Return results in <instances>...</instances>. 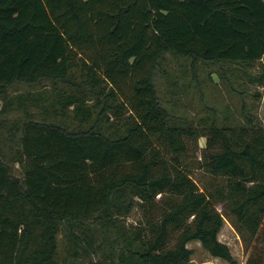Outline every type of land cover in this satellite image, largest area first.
Here are the masks:
<instances>
[{
	"label": "trees",
	"instance_id": "trees-1",
	"mask_svg": "<svg viewBox=\"0 0 264 264\" xmlns=\"http://www.w3.org/2000/svg\"><path fill=\"white\" fill-rule=\"evenodd\" d=\"M168 53L237 64L264 85V0H0V96L53 85L0 102L25 115L9 127L22 177L0 152V264H58L61 231L77 254L108 234L110 264H191L193 240L237 264L218 202L254 242L246 264H264V127L247 110L202 133L170 123L155 81ZM187 135L207 137L198 168L225 181L218 195L183 165ZM137 205L144 217L127 227Z\"/></svg>",
	"mask_w": 264,
	"mask_h": 264
},
{
	"label": "rangeland",
	"instance_id": "rangeland-1",
	"mask_svg": "<svg viewBox=\"0 0 264 264\" xmlns=\"http://www.w3.org/2000/svg\"><path fill=\"white\" fill-rule=\"evenodd\" d=\"M260 63L264 64V57ZM222 71H225L226 77L222 75ZM249 71L253 72L254 69ZM155 81L161 104L171 114L170 123L191 125L193 129L202 133L206 132L214 123L219 126L245 123V111L247 110L251 111L264 127V85L251 83L249 75L241 69L240 65L201 61L196 67H193L191 58L168 53L162 62V67L158 70ZM43 82L35 84L15 82L9 86L6 96H0V102L9 99L14 102L16 107L19 95L42 90L44 84L47 88H52L51 82ZM256 91L262 94L259 101L253 97V93ZM30 109L37 114V118L41 117L42 112L39 108L31 106ZM4 119H7V122L5 127L0 128V152L3 151L6 154L4 159L12 168L14 175L22 177L24 175L23 167L19 163L11 161V157L16 155V151L19 149L17 140L21 133L13 135L15 130H10L9 127L18 119L24 120L25 115L22 110L15 108L0 112V122ZM53 119L54 117H50V120ZM57 119L60 117L55 118V120ZM183 141L189 147V152L183 156V165L190 167L192 178L202 190L209 189L218 195L217 188L225 181L214 179L204 169L198 168L199 163L202 162V154L206 149L207 137L187 135L184 136ZM168 156L172 158L171 155ZM219 197L217 196L218 199ZM216 207L224 216V224L219 233L220 241L230 247L237 264H246L254 242L251 241L248 233H242L240 230L239 223L231 212L228 202L224 204L218 202ZM143 217L144 212L140 205H137L125 222L122 220V223L127 227L136 228ZM97 235L100 237L99 241L105 238L100 248L96 247L97 242L90 248L91 252L96 249L97 253L89 254L79 246L77 254L65 232L61 231L58 235V250L55 257L57 263L90 264L94 262L98 264L101 262L110 264V259L106 258L109 250L108 234L99 231ZM188 247L194 251L191 264H231L227 260L212 256L198 240L189 242Z\"/></svg>",
	"mask_w": 264,
	"mask_h": 264
}]
</instances>
